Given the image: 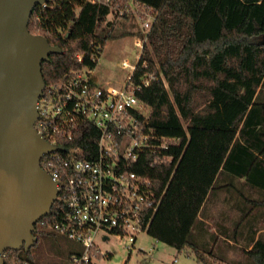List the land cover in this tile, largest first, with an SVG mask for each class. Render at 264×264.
Masks as SVG:
<instances>
[{
	"label": "trees",
	"instance_id": "obj_1",
	"mask_svg": "<svg viewBox=\"0 0 264 264\" xmlns=\"http://www.w3.org/2000/svg\"><path fill=\"white\" fill-rule=\"evenodd\" d=\"M46 1L34 7L29 29L63 50L42 64L47 88L73 69L94 66L90 56L98 45L143 32L115 30L112 7L103 1ZM135 1L158 11L136 81L145 73L157 77L138 91L149 108L138 116L155 135L183 137L165 164L143 159L136 166L162 195L148 233L179 252L192 247L206 264H264V0ZM38 14L48 31L34 28ZM53 23L67 30L59 33ZM96 134L92 125H82L64 143L94 147ZM42 165L49 170L44 160ZM221 191L229 192L224 200L239 212L230 225L219 219L225 210L219 222L208 221L209 205ZM58 203L38 222L49 226ZM231 248L239 249L238 258L228 256ZM4 256L6 264L24 258L38 264L31 248L8 249Z\"/></svg>",
	"mask_w": 264,
	"mask_h": 264
},
{
	"label": "built area",
	"instance_id": "obj_2",
	"mask_svg": "<svg viewBox=\"0 0 264 264\" xmlns=\"http://www.w3.org/2000/svg\"><path fill=\"white\" fill-rule=\"evenodd\" d=\"M92 1L109 4L110 17L117 22L135 17L143 32L130 35L133 45L129 52L133 58L124 56L121 60L128 70L122 86L97 75L105 50V46L98 45L90 56L94 66L73 69L60 83L44 89L38 104L37 131L48 141L65 147L42 158L59 190L55 218L49 227L81 243L82 249L70 257L72 264H110L113 253L98 243L111 236L131 242L130 255L119 263L129 264L134 251L152 258V251L137 248L136 244L140 233H148L151 216L162 198L153 178L136 166L142 165L143 159H148L151 166L165 164L174 157L168 150L181 145L183 137L155 135L145 129L138 116L149 112L139 100L138 91L157 77L155 73H145L136 81L139 64H146L142 58L158 11L135 0ZM40 5L47 6V1ZM44 23L38 14L33 26L38 31H48ZM53 25L59 33L67 30L65 26ZM76 56L85 60L83 53ZM86 124L97 131L94 147L83 149L81 145L70 147L64 143L73 140ZM155 248L153 243L151 250ZM178 262L176 255L166 264ZM18 264L35 263L24 258Z\"/></svg>",
	"mask_w": 264,
	"mask_h": 264
},
{
	"label": "water",
	"instance_id": "obj_3",
	"mask_svg": "<svg viewBox=\"0 0 264 264\" xmlns=\"http://www.w3.org/2000/svg\"><path fill=\"white\" fill-rule=\"evenodd\" d=\"M46 0H0V264L8 249L29 250L36 223L58 197L45 154L64 149L36 128L46 82L42 64L63 51L29 29L35 6Z\"/></svg>",
	"mask_w": 264,
	"mask_h": 264
},
{
	"label": "rangeland",
	"instance_id": "obj_4",
	"mask_svg": "<svg viewBox=\"0 0 264 264\" xmlns=\"http://www.w3.org/2000/svg\"><path fill=\"white\" fill-rule=\"evenodd\" d=\"M140 27V22L135 17H131L119 20L116 23L115 30L134 31L140 29ZM129 34H121L107 41L100 66L97 68V75L104 80H108L113 85L122 86L126 81L128 70L121 65V60L124 56L133 58L129 52L133 45ZM238 185L240 186V184ZM228 195L229 192L221 191L214 203H210L209 212L214 219L208 218L210 223L219 222L216 221V218H219V212L223 210L225 211L219 219L226 224L230 225L231 221L238 216V210L228 205L229 203L224 200ZM201 218L204 219L203 217ZM38 224L40 229L38 233L39 239L31 246L32 254L38 264H72L70 257L73 253L82 249L81 243L49 226L43 225L41 222H38ZM153 243L156 244V248L151 250ZM98 244L102 249L113 253L112 258L108 260L110 264H119L130 255L128 245L131 242L127 238L111 236L109 240H100ZM136 246L137 248L143 247L147 251H152L153 256L149 258L142 254H136L134 251L129 259V264H166L171 262L176 255H179L178 264H206L204 259L198 258L192 247H186L179 252L175 247L154 238L146 232L139 234ZM227 253L231 258L240 256L238 248H231Z\"/></svg>",
	"mask_w": 264,
	"mask_h": 264
}]
</instances>
